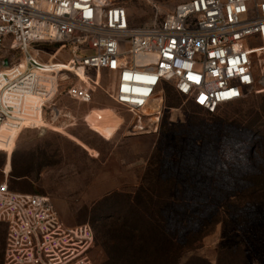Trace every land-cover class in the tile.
I'll return each instance as SVG.
<instances>
[{
  "label": "rangeland",
  "instance_id": "obj_1",
  "mask_svg": "<svg viewBox=\"0 0 264 264\" xmlns=\"http://www.w3.org/2000/svg\"><path fill=\"white\" fill-rule=\"evenodd\" d=\"M186 1L122 3L131 26L139 27ZM58 47L41 44L31 52L43 63L61 61L54 56ZM21 58L2 45L0 61L12 65ZM112 83L101 72L88 105L65 95L54 99L51 106L62 116L53 125L18 134L0 130V150L10 149L9 156L0 151V183H11V171L25 176L14 182L17 192L46 197L68 227L88 224L94 264H144L122 241L126 233L117 231L122 219L130 225L137 215L165 216L168 231L179 234L213 221L197 257L208 264H264V92L252 90L209 115L164 86L157 129L144 134L110 99ZM106 218L116 222L104 225ZM108 241L122 248L124 260Z\"/></svg>",
  "mask_w": 264,
  "mask_h": 264
},
{
  "label": "built area",
  "instance_id": "obj_2",
  "mask_svg": "<svg viewBox=\"0 0 264 264\" xmlns=\"http://www.w3.org/2000/svg\"><path fill=\"white\" fill-rule=\"evenodd\" d=\"M122 2L0 0V49L7 42L22 56L12 65L0 61V130L53 125L62 115L51 104L61 95L90 104L101 72L112 76L110 99L144 134L157 129L164 86L209 114L264 92V0H188L139 27ZM41 44H58L54 56L64 60L41 62L31 52ZM0 224L3 264H94L88 224L64 225L46 197L11 190L6 181Z\"/></svg>",
  "mask_w": 264,
  "mask_h": 264
},
{
  "label": "trees",
  "instance_id": "obj_3",
  "mask_svg": "<svg viewBox=\"0 0 264 264\" xmlns=\"http://www.w3.org/2000/svg\"><path fill=\"white\" fill-rule=\"evenodd\" d=\"M193 107L195 109L197 108L195 106ZM22 179H25V176H19L18 174L14 173V171H11V183L8 182V187L11 190L16 191L14 188L17 186H14V182H20ZM139 207L140 205H137L136 212H138V209H140ZM134 217L135 218L130 225L125 221V219H122L121 224L119 222L117 231H120L122 234L126 233V235H124L125 238L122 241L131 245L128 247H130L131 250L133 249L135 252V257H137L139 262L144 264L146 262L148 264H208L205 259H200L197 257L195 252L199 242L208 233L206 230L208 227L213 225V221H205V224L200 226L198 229L196 228L195 230L192 228H187L185 232L183 230L184 233L182 232L179 234L177 231L175 233H170L168 231L167 220L165 219V216L137 215ZM146 217H148V219H145ZM104 221L107 222V224H104L107 226H110L116 222L109 218L104 219ZM108 243L110 242L108 241L107 244ZM110 247L111 253H113V255L116 254L118 259L124 260L120 255V252L122 251L120 246L113 242Z\"/></svg>",
  "mask_w": 264,
  "mask_h": 264
},
{
  "label": "crops",
  "instance_id": "obj_4",
  "mask_svg": "<svg viewBox=\"0 0 264 264\" xmlns=\"http://www.w3.org/2000/svg\"><path fill=\"white\" fill-rule=\"evenodd\" d=\"M0 151H4L6 152V154L9 156L10 155V149H2ZM8 164L5 168V173L7 174L8 172ZM7 182L8 184V181L7 180H4ZM27 194H30V193H27ZM5 234H6V228L3 224H0V264H3L4 263V245H5Z\"/></svg>",
  "mask_w": 264,
  "mask_h": 264
},
{
  "label": "water",
  "instance_id": "obj_5",
  "mask_svg": "<svg viewBox=\"0 0 264 264\" xmlns=\"http://www.w3.org/2000/svg\"><path fill=\"white\" fill-rule=\"evenodd\" d=\"M2 67H3V68L7 67V63L4 62V63L2 64Z\"/></svg>",
  "mask_w": 264,
  "mask_h": 264
},
{
  "label": "snow or ice",
  "instance_id": "obj_6",
  "mask_svg": "<svg viewBox=\"0 0 264 264\" xmlns=\"http://www.w3.org/2000/svg\"><path fill=\"white\" fill-rule=\"evenodd\" d=\"M229 95H236V93L235 92H232V93H229ZM201 102H203V101H201Z\"/></svg>",
  "mask_w": 264,
  "mask_h": 264
},
{
  "label": "bare ground",
  "instance_id": "obj_7",
  "mask_svg": "<svg viewBox=\"0 0 264 264\" xmlns=\"http://www.w3.org/2000/svg\"><path fill=\"white\" fill-rule=\"evenodd\" d=\"M5 173V172H4Z\"/></svg>",
  "mask_w": 264,
  "mask_h": 264
}]
</instances>
